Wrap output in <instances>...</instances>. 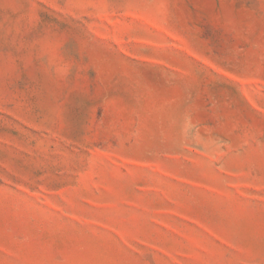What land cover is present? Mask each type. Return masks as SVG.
<instances>
[{"label":"rangeland","instance_id":"1","mask_svg":"<svg viewBox=\"0 0 264 264\" xmlns=\"http://www.w3.org/2000/svg\"><path fill=\"white\" fill-rule=\"evenodd\" d=\"M0 264H264V0H0Z\"/></svg>","mask_w":264,"mask_h":264}]
</instances>
